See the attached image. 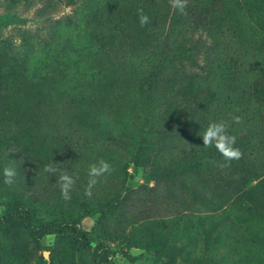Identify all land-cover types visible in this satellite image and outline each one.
I'll return each instance as SVG.
<instances>
[{"label":"rangeland","instance_id":"374dc122","mask_svg":"<svg viewBox=\"0 0 264 264\" xmlns=\"http://www.w3.org/2000/svg\"><path fill=\"white\" fill-rule=\"evenodd\" d=\"M136 2L149 17L142 34L101 49L80 89L68 84L69 63L57 83L52 76L38 80L2 64L0 215L5 209L1 201L14 199L36 201V211L49 219L60 217L58 207L79 211L62 198L59 172L55 175L44 170L45 165L55 163L61 171L79 175L71 199L77 194L87 204L88 213H82L78 222L93 235L92 245L123 248L133 255L149 247L173 264H264V209L256 208L247 197L258 193V188L248 187L264 178V126L252 119L244 120L245 124L251 122L245 128L235 126V115L228 111L235 103L250 108L248 95L242 97L240 93L263 76L264 6L255 0H225V12L211 14L212 21H229V36L222 31L224 39L242 60L237 73L231 70L219 82V94L227 95L214 96L216 103L222 104L219 114H225L220 120L235 126L229 127L230 134L238 138L248 132L252 139L240 145L236 141L241 157L225 161L221 154L212 152L214 146L204 147L205 128L197 126L194 115L183 108L184 99L194 101L195 93L206 95L197 92V77L216 76V66L206 62L205 49L213 42L210 31L198 28L193 42L172 45L166 41L163 28L171 13L177 17L181 12L163 0ZM200 2L205 6L208 1ZM70 12V6L60 4L54 15ZM40 25L35 6L12 11L5 0H0L3 35L13 34L16 27L35 30ZM64 32L70 33L71 28ZM10 55L11 50L0 42V57L7 59ZM35 62L31 58L26 64ZM158 66H162L159 71ZM100 159L108 161L114 170L100 178L89 197L85 195L88 169ZM222 163L230 166L221 168ZM9 164L18 172L12 185L4 183L3 169ZM239 184L244 185L238 190L235 185ZM112 197L122 201L124 215L110 207ZM101 206L106 208L102 212L96 209ZM226 211L237 216L236 221L226 225ZM216 219L224 220L227 230L255 250L229 244L221 236ZM99 223L105 228L98 229ZM106 226L120 227L124 235L110 236ZM133 228L136 235L144 231V243L127 236ZM2 231L0 264H44L43 260L46 264H156L142 256L131 263L119 252L100 263L90 253L67 244L59 245L55 261L48 262L56 247L53 234L38 239L31 249L19 245L16 250L12 245L15 233L25 239L27 229L20 228L5 238ZM223 233L226 235L224 229ZM180 245L191 259L180 256ZM11 255L13 262H7Z\"/></svg>","mask_w":264,"mask_h":264},{"label":"trees","instance_id":"16d2710c","mask_svg":"<svg viewBox=\"0 0 264 264\" xmlns=\"http://www.w3.org/2000/svg\"><path fill=\"white\" fill-rule=\"evenodd\" d=\"M163 1L170 4V0ZM207 1V4L203 6L200 0H188L185 12L180 13V16L177 15V17L174 13H171L167 25L163 28V31H166V41L172 45L191 41L194 32L198 28L210 31L213 38L212 44L207 46L205 53L208 56L206 62L216 66V76L214 75V78L209 79L197 77V92L201 91L206 95L195 93L194 101L183 100V108L188 111V114L194 115L196 125L202 129H206L210 122L218 121L225 115L222 114L221 117V114H219V110H222V104L216 103L214 96L227 98V95L219 94L218 91L221 90L219 82L223 79V75L229 74L231 70L232 73H237L239 66H242L240 53L234 52L233 48L227 45L228 42L224 39L225 34L222 31H226V34L229 33V21L227 22L225 19L212 21L211 19V14L225 12V0ZM135 2L136 0H5V5L12 11L20 7L28 9L35 6L41 25L35 30L16 27L13 28L14 33L7 36L3 35L2 31L0 32V42L4 47L11 50L9 58L0 57V68L4 63L10 66L13 71L31 74L38 80L52 76L53 81L57 83L58 76L63 72V68L67 69L70 65L72 68L69 73L68 84L79 88L82 85L85 73L92 69L96 55L101 49L113 43L121 44L124 39H131L137 34H142L145 27L140 25L138 11L140 9L137 4L138 1ZM255 2L262 7L264 6V0H255ZM60 4L70 6L71 12L55 17L54 14ZM167 19L166 17L164 21ZM187 21H189V25ZM65 28H71V32L65 33ZM195 42L202 44L201 41ZM182 45L180 44V46ZM229 49H232L233 53L228 51ZM31 58H35L36 62L26 64ZM68 63L69 65H67ZM161 67L158 66L157 70L159 71ZM193 83L196 84V82ZM167 92L169 93L168 89ZM240 95L242 97L248 95L250 108L235 103L231 109H228L231 114L241 117V123H236L235 126L243 128L249 126L251 122L248 120L245 124V119H252L264 126V73L261 78L253 80L245 93L241 91ZM183 108L180 105L182 112ZM229 125L235 127L232 123ZM245 139H248V143L249 140H252L248 132H243L237 138V145H240ZM203 152L204 150H202ZM212 152L219 153L215 147H213ZM248 171H252L249 161ZM242 185L244 184L235 186L239 190ZM248 188L250 190L258 188V193L247 195V197L256 208L264 209V178ZM76 195H72L71 201H68L76 205L79 211L74 208L63 210V208L58 207V211L61 212L60 217L51 219L43 217L36 211V201L30 202L24 199L1 201L5 205V209L0 215V229H3L1 232L3 238L7 234L12 235L20 228H25L28 232L27 238L24 239L18 233H15L12 245L16 250L19 249V245L21 248L31 249L38 239L53 234L56 237V247L51 250L48 262L55 261L54 257L56 251L59 252V245L67 244L73 249L77 248L90 253L100 263L106 262L110 256L119 252L131 263L139 260L142 256L153 260L156 264H173L171 259H165L159 251H154L149 247H145L144 253L133 255L123 248L113 249L101 244L92 245L93 235L79 226L78 222L82 213L83 215L88 213L86 210L87 204L83 203ZM111 199L113 201L109 202L110 207L114 208L120 215H124L120 210L125 207L122 201L117 197ZM96 209L102 212L106 208L101 206V208ZM223 216L227 220L226 225L237 219V216L232 215L229 211H226ZM184 218L186 217H180V219ZM128 223L133 227L136 226L131 222ZM225 223L224 220L216 219V224L220 225L222 229L221 236L229 244H233L236 248H243L242 250H255L254 246H247L239 236L227 230V226H224ZM99 228H105L104 223H99ZM106 229L109 231L110 236L121 238L124 235V229L120 227L112 229L111 226H106ZM223 229L226 231L224 236ZM127 236L130 239H137L140 244L145 241L143 230L139 235H136L135 228H133ZM186 250L180 245V256L191 259V256L186 255ZM6 257L1 258V263H4ZM6 261L13 262V255L8 256ZM43 262L46 264L44 260Z\"/></svg>","mask_w":264,"mask_h":264},{"label":"clouds","instance_id":"9594fccd","mask_svg":"<svg viewBox=\"0 0 264 264\" xmlns=\"http://www.w3.org/2000/svg\"><path fill=\"white\" fill-rule=\"evenodd\" d=\"M172 7L178 9L182 14L188 4V0H170ZM139 11V22L141 26H145L149 23V17L143 13V10ZM234 123H241V117L234 116L232 118ZM229 122L225 120L212 121L202 134L203 145L205 148L215 147L217 151L223 156L225 161H231L233 159H239L242 155L239 147L236 146L237 137L229 133ZM230 164L222 163L221 168L229 167ZM46 172L50 174H57L59 176L57 183L61 189L62 198L65 200L71 199L72 190L76 184L79 175L71 174L68 171H61L59 165L55 163L45 165ZM112 165L104 160L100 159L98 162L93 163L88 169V181L85 189V195L91 197L93 188L98 184L100 178L111 174L113 171ZM4 183L12 185L15 182V178L18 175L17 169L14 165H6L3 169Z\"/></svg>","mask_w":264,"mask_h":264}]
</instances>
